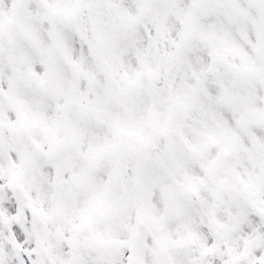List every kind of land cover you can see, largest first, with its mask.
<instances>
[{"label": "snow or ice", "instance_id": "1", "mask_svg": "<svg viewBox=\"0 0 264 264\" xmlns=\"http://www.w3.org/2000/svg\"><path fill=\"white\" fill-rule=\"evenodd\" d=\"M0 264H264V0H0Z\"/></svg>", "mask_w": 264, "mask_h": 264}]
</instances>
